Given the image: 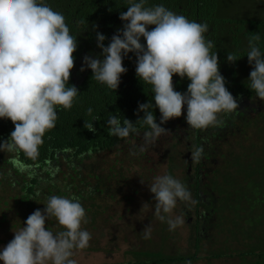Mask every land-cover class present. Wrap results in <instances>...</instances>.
Wrapping results in <instances>:
<instances>
[{"label": "clouds", "instance_id": "clouds-1", "mask_svg": "<svg viewBox=\"0 0 264 264\" xmlns=\"http://www.w3.org/2000/svg\"><path fill=\"white\" fill-rule=\"evenodd\" d=\"M146 3L127 0V11L119 17L124 22L122 29L107 46L103 43L107 37L97 32V47L102 51L98 57L85 55L80 68L91 69L92 78L115 91L127 72L123 59L135 54L136 75L151 85L155 101L138 105L137 113L144 112L142 120L150 129L143 133V143L134 146L140 153L168 131L161 124L180 117L184 106L186 122L193 129L220 125L218 114L233 113L239 106L225 86L217 52L212 51L214 42L205 38L208 23L189 20L163 4L146 7ZM150 25L155 27L149 30ZM259 41L258 34L249 39L246 56L252 70L247 79L255 98L264 101V50ZM76 50L77 40L64 15L47 0H0V118H9L14 124L7 140L0 143V151L23 152L32 159L38 156L45 133L56 126L57 109H71L80 92L74 85L67 86ZM236 60L228 53V62ZM174 74L190 81L185 92L175 90ZM154 107L161 114L159 124L151 110ZM87 111L92 116L93 109ZM107 124L109 134L120 139L137 132L132 121L125 118L122 122L118 115L110 116ZM86 128L95 131L93 124ZM203 153L202 146L195 148L193 162L199 163ZM130 154L137 153L132 150ZM148 186L154 194V216L166 222L169 231L182 227L185 217L174 215V210L178 203H195L188 187L171 174L155 176ZM43 204L44 209L31 213L14 231V238L0 248L3 264H77L75 254L89 247L92 234L82 227L88 220L79 197L50 195ZM51 218L63 230L47 228ZM141 233L143 239H151V224Z\"/></svg>", "mask_w": 264, "mask_h": 264}, {"label": "trees", "instance_id": "trees-1", "mask_svg": "<svg viewBox=\"0 0 264 264\" xmlns=\"http://www.w3.org/2000/svg\"><path fill=\"white\" fill-rule=\"evenodd\" d=\"M242 1L244 0H147L145 5L151 7L163 4L166 8L184 15L189 20L208 23L209 31L205 33V38L214 42L215 47L212 51L217 52L219 70L225 78V86L239 105L233 113L218 114V119L222 121L220 125L209 126L205 129L189 127L185 119L186 106L182 109L180 117L172 118L161 124L168 130L165 134H169L175 141L170 152L172 160L170 174L173 176V170L178 167L179 170L180 168L183 170L181 181L188 187L195 201L191 206L181 203V212L187 219L194 220L192 227L195 234V252L189 256H179V260L200 258L198 251L202 246V234L209 235L211 228H214L212 220L215 214L218 215V211L214 208L218 199L222 197L221 195H226V198L229 199L236 193L239 201L242 196L246 195L248 199L251 197L250 202L254 199L258 201L259 208L264 206V203L260 202L264 199V190L260 191L264 187L261 184V182L264 183V151L262 155L251 153L248 156L245 154L244 157L240 153L228 155L220 152V142L236 125L237 117L243 119L247 113L255 111L264 121V111L259 112V109L264 110V101L255 98V93L248 88L250 81L247 78L252 69L246 56L249 50V39L257 34L260 36L259 47L264 50V0H254L263 1L261 5L259 4L261 9L259 11L256 8L253 10L251 3L243 2L242 6H235ZM47 3L52 9L64 15L70 34L77 40V50L73 53L74 67L70 72L67 86L74 85L80 92L71 109H57L56 126L45 133L43 144L39 146V154L35 159L27 157L23 152L8 153L9 157L6 158L7 152L0 151L1 170L9 167L10 171L15 173V177L19 176L23 179L19 181L14 178L17 184L22 186H20V189L23 190L19 198L23 201H30L31 198L47 200L48 196L54 193L52 187L58 188L55 193L57 196L85 198L78 187L74 188V191H78L69 192V187L86 181V178L83 177L85 173L82 171L85 159L103 151L114 150L119 145L126 146L133 141L140 143L143 140V133L150 129L142 120L144 112L137 113L138 105L151 100L155 104L151 85L140 81L136 75L134 53H129V56L123 59V65L127 68V72L121 75V82L115 91L92 78L91 69L80 71L85 55L98 57L102 51L97 47L96 33L100 32L107 37L103 42L107 46L117 30L122 29L124 22L119 17L121 12L127 11V0H47ZM148 27L151 30L155 26ZM141 42H145L143 38ZM228 53L234 54L237 60L228 62ZM189 83L190 81L186 77L181 79L178 75H173L176 91L185 92ZM89 107L93 109L92 116H95L96 120L89 116L87 111ZM151 110L159 124L161 114L158 107ZM112 115H118L122 122L125 118L132 121L137 132L130 134L126 139L110 135L107 120ZM88 124H93L95 131L88 130L86 128ZM13 130L14 124L9 118H0V143L7 140ZM201 146L204 149L203 156L199 163H195L191 159V152ZM219 155L223 159L224 165H221L222 168L213 170L211 174H221L223 177L221 182L217 176L216 179L209 177L212 170L207 167V164ZM231 159H234V163H230ZM13 160H16L17 164H13ZM62 162L72 169L63 180V182L66 180L68 182L64 185L63 193L58 187L60 181L54 175ZM247 164L250 168H254V164H257V170H248L249 174L241 181L245 175L241 172L245 170L244 166ZM19 166H24V173L27 172L25 174L28 175V178L21 175L22 171ZM92 170L86 166L85 171L88 175H93L90 173ZM3 174L8 176L7 173ZM241 175L243 176L241 177ZM94 177L97 184L93 185V192L102 193L104 191L102 189L103 180L100 175L95 174ZM107 179L109 180L110 177L108 176ZM2 184L3 181L0 185ZM226 184L231 186L235 184V190H227L223 186ZM88 185L87 182L86 186ZM238 187L239 189H237ZM259 187L261 188L258 192ZM224 188L226 194H223ZM89 193L92 194L90 191ZM16 198L19 201L17 195ZM84 208L86 212L90 211L88 207ZM257 252L256 250V254L252 255L255 261L249 264H264V251L258 254ZM224 255H226L225 252H217L212 256L223 258ZM170 258L174 257L157 258L154 262L162 263L173 260ZM134 264H143V261L138 260Z\"/></svg>", "mask_w": 264, "mask_h": 264}, {"label": "rangeland", "instance_id": "rangeland-1", "mask_svg": "<svg viewBox=\"0 0 264 264\" xmlns=\"http://www.w3.org/2000/svg\"><path fill=\"white\" fill-rule=\"evenodd\" d=\"M243 2L251 3L253 10L256 8L258 11L261 10L259 7L263 3V1L244 0L235 6H242ZM259 110L260 113L264 111ZM141 143L143 140L140 143L133 141L126 146L119 145L114 150L103 151L85 159L82 171L85 173L83 177L86 181L69 187L71 193L80 190L85 197L80 201L83 207H88L90 210L86 212L88 222L82 227L92 234V239L88 248L75 254L74 259L77 260V264H129V262L134 264L138 260H142L143 264H249L254 262L255 258H252V255L256 254V250L257 254L264 251V206L259 208L258 201L254 199L250 202L251 197L248 199L246 195L239 201L236 193L229 199L226 195H221L222 197L218 199L214 208L218 211V215L215 214L212 220L214 228H211L209 232L210 237L202 234V246L198 251L200 258L179 260V256H189L195 252V234L192 227L194 220L186 218L181 212V203H178L174 215H184L186 223L175 231H169L167 223L159 221L153 214L154 194L150 192L148 186L155 176L170 174L172 169L170 152L175 141L169 134H163L144 153H140L139 149L134 147ZM220 143L222 154L240 153L243 157L251 153L262 155L264 121L255 111L247 113L243 119L237 117L236 125ZM132 150L137 154L131 155ZM5 157H9L8 153ZM230 161L234 163V159ZM221 165L224 163L220 155L207 164V167L212 170L209 174L210 178L219 177L220 182L223 181L221 174H211L213 170L222 168ZM248 165H245V170L241 172L245 174L241 175L243 176L241 181L249 174V171L257 170V164H254V168ZM86 166L91 170L94 169L89 171L93 174L92 176L85 171ZM59 170L54 175L60 181L58 187L63 193L64 185L68 184L67 180L65 182L63 180L72 169L62 162ZM3 173H7L8 176H4ZM25 173L22 171L21 175L28 178ZM95 174L100 175L103 180L102 193L93 192V185L97 184ZM173 174L181 180L183 170L181 168L179 170V167L175 168ZM14 178L23 180L19 176L15 177V173L10 171L9 167L3 170L0 168V183L3 181L0 185V248L14 238V231L23 226V222L31 213L36 209L43 210L45 207L43 204L46 202L45 198L21 200L19 196L23 189H20L21 185H18ZM87 182L88 186H86ZM261 184L264 186V183L261 182ZM223 186L229 191L235 190V184ZM75 187H78V190L74 191ZM261 187L255 190L259 192ZM57 189L52 187L54 191L52 195H56ZM262 190L264 187L260 191ZM223 191V194H226L225 188ZM16 195L19 201L16 200ZM260 202L264 203V199ZM149 224L152 227V235L151 239L145 240L142 238L141 231ZM46 227L53 232L63 230L55 218L46 221ZM223 251L226 254L222 256L223 258L213 257L215 253H224ZM167 256L174 258L162 263L154 262L157 258ZM0 264L3 262L0 261Z\"/></svg>", "mask_w": 264, "mask_h": 264}]
</instances>
